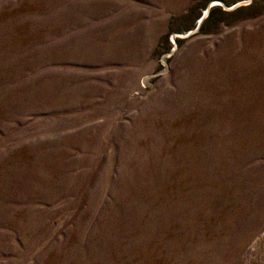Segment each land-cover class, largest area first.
<instances>
[{"label": "rangeland", "instance_id": "1", "mask_svg": "<svg viewBox=\"0 0 264 264\" xmlns=\"http://www.w3.org/2000/svg\"><path fill=\"white\" fill-rule=\"evenodd\" d=\"M0 264H264V0H0Z\"/></svg>", "mask_w": 264, "mask_h": 264}, {"label": "water", "instance_id": "2", "mask_svg": "<svg viewBox=\"0 0 264 264\" xmlns=\"http://www.w3.org/2000/svg\"><path fill=\"white\" fill-rule=\"evenodd\" d=\"M207 9H208V7H207Z\"/></svg>", "mask_w": 264, "mask_h": 264}]
</instances>
